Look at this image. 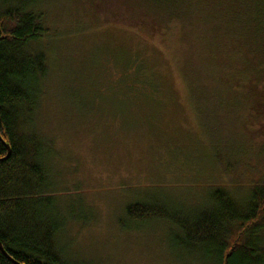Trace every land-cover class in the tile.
Instances as JSON below:
<instances>
[{
	"label": "rangeland",
	"instance_id": "1",
	"mask_svg": "<svg viewBox=\"0 0 264 264\" xmlns=\"http://www.w3.org/2000/svg\"><path fill=\"white\" fill-rule=\"evenodd\" d=\"M61 36L44 42L49 79L34 125L53 143L54 251L70 264H209L176 246L181 232L168 220L138 222L127 208L155 205L185 220L213 212V189L244 184L246 167L264 170L262 124L251 132L208 104L196 114L178 65L147 31L112 22ZM234 146L242 157L224 156Z\"/></svg>",
	"mask_w": 264,
	"mask_h": 264
},
{
	"label": "trees",
	"instance_id": "2",
	"mask_svg": "<svg viewBox=\"0 0 264 264\" xmlns=\"http://www.w3.org/2000/svg\"><path fill=\"white\" fill-rule=\"evenodd\" d=\"M112 22L161 44L183 74L196 114L208 104L210 114L244 118L251 132L262 124L264 136V0H0V244L17 264H70L54 251L53 143L34 128L49 79L44 42ZM231 154L242 157L237 146L224 156ZM224 156L216 160L229 174L237 162L227 165ZM263 171L246 167L244 184L213 189V212L192 220L143 203L127 215L168 220L181 232L176 246L202 253L209 264H264ZM13 262L0 250V264Z\"/></svg>",
	"mask_w": 264,
	"mask_h": 264
},
{
	"label": "water",
	"instance_id": "3",
	"mask_svg": "<svg viewBox=\"0 0 264 264\" xmlns=\"http://www.w3.org/2000/svg\"><path fill=\"white\" fill-rule=\"evenodd\" d=\"M10 151V150H9ZM0 250L3 252V254H5L8 258H9V260H11L12 262H13V260L9 257V255L8 254H6V252L3 250V247L1 246V244H0ZM17 264L15 261L13 262V264Z\"/></svg>",
	"mask_w": 264,
	"mask_h": 264
}]
</instances>
